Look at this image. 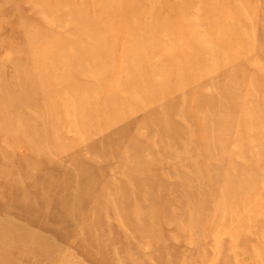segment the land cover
Returning a JSON list of instances; mask_svg holds the SVG:
<instances>
[{
  "label": "rangeland",
  "instance_id": "obj_1",
  "mask_svg": "<svg viewBox=\"0 0 264 264\" xmlns=\"http://www.w3.org/2000/svg\"><path fill=\"white\" fill-rule=\"evenodd\" d=\"M0 264H264V0H0Z\"/></svg>",
  "mask_w": 264,
  "mask_h": 264
},
{
  "label": "bare ground",
  "instance_id": "obj_2",
  "mask_svg": "<svg viewBox=\"0 0 264 264\" xmlns=\"http://www.w3.org/2000/svg\"><path fill=\"white\" fill-rule=\"evenodd\" d=\"M39 29V27H36V26H34V27H32V30H38ZM46 36H47V34H46ZM36 38H38V35H36L35 36ZM36 38H35V40H36ZM85 41V40H84ZM62 61H64L63 59H62ZM65 62V61H64ZM61 67L62 68H66L67 67V64H66V62H65V65H61ZM82 67V66H81ZM55 71H56V68H55ZM5 129V128H4ZM2 132H4V133H6V130H3L2 129Z\"/></svg>",
  "mask_w": 264,
  "mask_h": 264
}]
</instances>
